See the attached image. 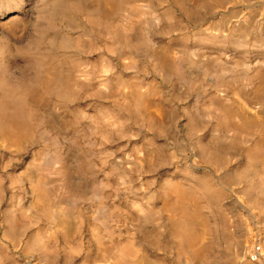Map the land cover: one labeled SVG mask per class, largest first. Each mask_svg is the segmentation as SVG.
Returning a JSON list of instances; mask_svg holds the SVG:
<instances>
[{
    "label": "rangeland",
    "instance_id": "374dc122",
    "mask_svg": "<svg viewBox=\"0 0 264 264\" xmlns=\"http://www.w3.org/2000/svg\"><path fill=\"white\" fill-rule=\"evenodd\" d=\"M0 264H264V0H0Z\"/></svg>",
    "mask_w": 264,
    "mask_h": 264
}]
</instances>
